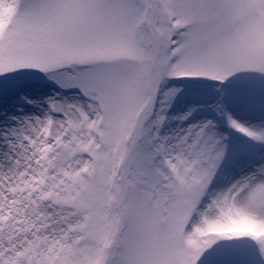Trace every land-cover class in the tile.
<instances>
[{
    "label": "snow or ice",
    "instance_id": "snow-or-ice-1",
    "mask_svg": "<svg viewBox=\"0 0 264 264\" xmlns=\"http://www.w3.org/2000/svg\"><path fill=\"white\" fill-rule=\"evenodd\" d=\"M0 264H264V0H0Z\"/></svg>",
    "mask_w": 264,
    "mask_h": 264
}]
</instances>
